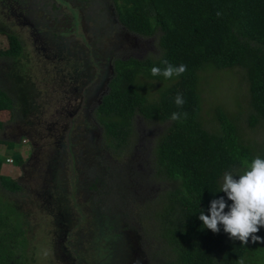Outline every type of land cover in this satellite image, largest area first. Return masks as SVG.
<instances>
[{"label":"rangeland","instance_id":"rangeland-1","mask_svg":"<svg viewBox=\"0 0 264 264\" xmlns=\"http://www.w3.org/2000/svg\"><path fill=\"white\" fill-rule=\"evenodd\" d=\"M49 1L48 9L54 13L46 17H40L42 13H39L33 18L29 10L33 0H0V30L19 38L26 68L37 88L27 114L20 112L17 105L13 106L12 118L8 110L0 111L4 124L0 128V157L6 158L1 175L15 181L20 188L12 193L0 190V208H7L6 212L13 209L15 213L10 221L20 220L24 232L15 245L19 255L15 263L65 264L68 258L77 261L74 264L167 262L170 254L166 255L167 247L153 216L169 186L154 175L152 151L155 140L168 125L150 124L136 116L133 124L136 136L123 151L109 144L101 128H95L92 134L99 146L85 149L86 154L82 156L90 166L77 164L79 171L73 157L67 156L65 146L61 147L64 156L54 147L57 132L49 128L54 113L50 108L58 107L57 102L71 101L67 105L72 110L80 104L78 94L73 96L75 101L72 99L71 88L78 87L87 78L77 80L67 73L71 68L85 70L84 61L96 64L98 68L94 71L98 77L100 67L110 69L115 60H158L162 53L157 38L144 39L127 30L120 21L114 0ZM43 2L36 0L39 7ZM60 7L64 9L61 19L55 11ZM29 22L34 23V28H30ZM71 37L75 39L70 40L72 45L63 42ZM74 44L79 47L74 54L83 50L77 55L82 59L76 61L72 57L67 64L61 48L71 45V50H75ZM100 56L103 64L98 60L95 63ZM1 61L5 66L0 62V76L4 69L11 70L6 66L10 61ZM112 77L113 72L109 70L106 83L97 85L98 89L105 88L101 97L107 94V83ZM200 81L204 83L199 87L203 100L201 119L208 133L219 132L214 113V108L219 107L230 120L237 118L245 142L264 144V124L249 128L247 115H243L248 114L246 103L239 108V101L249 96L240 69L199 73ZM168 84L145 81L146 100H157L159 87ZM101 97L90 96L79 113L91 114ZM78 118L81 125H90L93 121L91 116ZM17 154L22 157L19 166L12 159ZM46 157L42 160L43 168L38 160ZM222 183L223 178L220 188Z\"/></svg>","mask_w":264,"mask_h":264},{"label":"trees","instance_id":"trees-1","mask_svg":"<svg viewBox=\"0 0 264 264\" xmlns=\"http://www.w3.org/2000/svg\"><path fill=\"white\" fill-rule=\"evenodd\" d=\"M114 2L127 30L144 39L156 37L162 53L158 60H116L108 93L95 112L109 143L121 151L136 136V116L150 124L168 125L152 151L154 175L169 186L153 216L166 255L170 254L167 262L158 264H240L241 260L243 264H264V242L249 239L243 245L230 239L222 226L219 233H213L199 220L200 212L208 214L211 200L221 196L227 200L219 185L226 172L243 173L254 158H264V144L245 142L237 118L230 120L219 107L214 108L218 134L206 131L199 89L204 84L199 83V73L240 69L249 96L239 101V108L246 103L248 114L243 115H247L249 128L264 124V0ZM3 59L10 61L6 66L11 70L4 69L0 76V111L8 110L12 118L17 105L27 114L37 88L26 68L19 38L0 30V62ZM163 60L173 66L186 65L187 70L171 79L153 76V67H165ZM145 81L169 84L160 86L158 99L148 102L143 92ZM177 94L184 98L182 107L175 104ZM174 112L187 113V118L173 121ZM3 125L0 120V128ZM12 159L16 166L22 162L20 154ZM46 159L38 160L43 168ZM5 161L0 157V190L16 192L18 184L1 175ZM6 209L0 208V264H17L15 245L24 232L20 220L10 221L13 209ZM256 235L264 240V227Z\"/></svg>","mask_w":264,"mask_h":264},{"label":"clouds","instance_id":"clouds-1","mask_svg":"<svg viewBox=\"0 0 264 264\" xmlns=\"http://www.w3.org/2000/svg\"><path fill=\"white\" fill-rule=\"evenodd\" d=\"M161 63L165 67L163 69L153 67L151 69L153 76L162 75L166 79H171L187 70V66L183 64L173 66L167 60ZM184 103L183 96L177 94L175 104L182 107ZM181 116L186 119L187 113L174 112L171 120H179ZM220 192L226 194L227 200L223 196L211 200L208 214L202 211L199 215L203 226L213 233H219L222 226L230 239L238 240L243 245L248 244L249 239L253 243L264 242L256 235L260 228L264 227V158H254L243 174L226 172ZM228 201L231 203L229 204ZM240 264H243L242 260Z\"/></svg>","mask_w":264,"mask_h":264},{"label":"flooded vegetation","instance_id":"flooded-vegetation-1","mask_svg":"<svg viewBox=\"0 0 264 264\" xmlns=\"http://www.w3.org/2000/svg\"><path fill=\"white\" fill-rule=\"evenodd\" d=\"M13 1H19V0H13ZM44 1L45 2H43L41 4V6L39 7L36 4V0H33V5H30V9H29L31 12L30 15L33 18L35 16V14H39V13H42V15L40 17H46L45 16L46 14L50 15V14L54 13V11H51L48 9V3L47 2H50V1L49 0H44ZM42 5H45V6H42ZM94 8H96V7H94ZM100 10H101V7L99 9H97V14L100 13ZM55 11H57V14H56L57 18L60 17V19H61L63 16L64 9L62 7H60V10H55ZM29 24L31 26L30 28H34L33 22H29ZM86 28H87V26L84 27L85 30H86ZM57 31H59V30L57 29ZM70 40L72 41L75 39L73 37H71V38H69V40L64 39L63 42H67V43L71 44ZM59 43H60V41H59ZM71 45L61 48L64 50L63 59L66 61L67 64H69L68 60L72 57H74L76 61L82 59L81 57H77V55L78 54L81 55L83 50L78 51V53L74 54L78 50L79 47L74 44L73 46L77 47V49L71 50ZM100 45L102 47V44H100ZM83 48L86 49L85 46ZM55 51H57V50L55 49ZM59 56H60V53H59ZM85 56H87V51L85 53ZM102 59L103 58H101V56H100V58H96L95 63H97V60H98L101 64ZM114 62H113V64H114ZM84 64H83V67L85 68V70H79L77 68H71L72 70L67 72L69 75L75 77L77 80L80 78H87L86 81L80 82L78 87L73 86L71 88L72 99H74V101H75V97H73V96H75L74 94L79 95L78 100L80 101V104H79L78 108L76 110H72V108L67 105L71 101H67L64 104L57 102L58 107L50 108V109L54 110V113H53L52 119L49 122L50 123L49 128L53 129L57 132L56 135L54 136L55 137L54 138V145H55L54 147H56L59 150L58 152H60L62 154V156H64L62 153L63 151L61 150V147L65 146L67 151L69 152V153H67V156L73 157V159L76 162V169L78 171H79V169L77 168V164H80V166H82V167H84V166L87 167V165L90 166L89 163L84 162L86 159L84 160V158L82 156V154H86L85 149L86 148L91 149L90 146H95L97 148L99 146L98 141L94 140V137L92 134L93 130H95V128H101L103 134L106 135L103 127L100 125V123H98V121L95 118L96 117L95 112H96L98 106L101 104V100L103 98V97H101V94L103 93V90L105 89V88L103 89V87L101 89H98L97 85H99L100 83H106V81H107L106 76L108 75L109 70L111 72H113V77H114L113 65H112V68H110V69L108 67H104V69H103V67L101 66L100 67L101 68L100 69L101 70L100 75L98 77H96L98 75L94 71L95 68H98V67H95L96 64L95 65H92V64L89 65L86 61H84ZM84 73H87V74H84ZM113 77H112V79H113ZM94 79H96V80H94ZM111 80L108 81L107 88H108L109 82ZM88 86H90V90H89ZM105 92H106V90H105ZM107 93H108V90H107ZM106 95H107L106 93L103 94V96H106ZM90 96L101 97V100L98 103V105L96 106L95 110L92 111L91 114H89V113L83 114L82 112L79 113L82 109H84V106L89 101ZM85 116H91L93 118V121H92V123H90V125L89 124L88 125L79 124L80 121H79L78 117H81L84 119ZM66 117H68V118L66 119ZM95 124L98 127L94 126ZM106 137L108 138V136H106ZM88 138H89V141L87 140ZM109 144H111V143H109ZM66 149H64V150L66 151ZM65 155H66V153H65ZM78 157L80 159H78ZM51 159H53V158H51ZM64 251H66V249H64ZM86 252L87 251H85V253ZM74 255L75 254L71 255L72 259H74ZM84 260H85V258H84ZM84 260H81V261H84ZM71 262H72V264H74L77 261L71 260L70 258H68L65 264H71ZM83 263L86 264L87 262H83ZM80 264H82V262Z\"/></svg>","mask_w":264,"mask_h":264}]
</instances>
